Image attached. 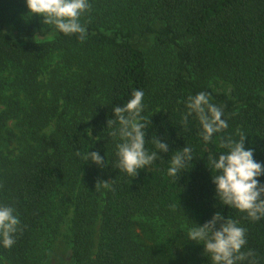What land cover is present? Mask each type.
I'll use <instances>...</instances> for the list:
<instances>
[{
  "label": "trees",
  "instance_id": "trees-1",
  "mask_svg": "<svg viewBox=\"0 0 264 264\" xmlns=\"http://www.w3.org/2000/svg\"><path fill=\"white\" fill-rule=\"evenodd\" d=\"M41 21L25 0H0V203L21 220L0 264H51L65 214L53 213V194L63 185L74 193L68 264H212L187 229L216 211L246 229L243 250L264 264V219L220 206L206 166L241 133L264 163V0H90L83 41ZM136 35L155 43L146 52ZM215 77L233 84L236 99L210 86ZM137 89L150 121L146 146L155 131L170 147L131 176L116 168L107 120ZM201 91L228 122L207 144L198 120L183 119L187 97ZM86 131L103 137L88 150L106 155L107 167L83 161ZM185 145L194 159L175 181L171 151Z\"/></svg>",
  "mask_w": 264,
  "mask_h": 264
},
{
  "label": "clouds",
  "instance_id": "clouds-1",
  "mask_svg": "<svg viewBox=\"0 0 264 264\" xmlns=\"http://www.w3.org/2000/svg\"><path fill=\"white\" fill-rule=\"evenodd\" d=\"M25 2L28 14L42 17L43 25L65 35L76 34L81 41L86 39L87 28L81 23V17L90 10V0ZM143 98L142 90H134L126 103L112 109L114 119L107 120V126L112 128L108 137L118 141L115 145L116 168L131 176H137L139 170L164 158L162 154L169 153L170 147L168 136L161 139L155 131L151 135L152 147L146 146L150 121H146L143 115ZM185 106L184 122L187 123L188 117L192 116L198 120L205 144L228 127L227 120L222 118L223 109L212 103L209 93L201 91L188 96ZM86 133L92 137V131ZM246 135L241 133L239 139L226 138L220 144L223 151L207 155L206 166L211 170V181L215 186L214 200L220 206L246 213L252 221H259L264 219V163L255 159L254 147L245 146ZM101 139V136L92 137V145L83 154V161L105 168L109 165L106 155L102 156L98 149L88 150ZM171 152L174 154L167 174L176 181L183 171L189 169L194 159L193 149L185 145ZM189 221L192 223L187 229V239L202 244L203 254L210 257L212 264H256L255 253L251 249L243 250L247 244L246 229L237 220L216 211L203 224ZM20 226L16 208L0 203V247L10 249L15 245Z\"/></svg>",
  "mask_w": 264,
  "mask_h": 264
},
{
  "label": "rangeland",
  "instance_id": "rangeland-1",
  "mask_svg": "<svg viewBox=\"0 0 264 264\" xmlns=\"http://www.w3.org/2000/svg\"><path fill=\"white\" fill-rule=\"evenodd\" d=\"M10 30L13 34L17 35L18 32L14 27H10ZM134 42L136 45L143 49L144 51L150 50V48L155 43V35H147V36H140L136 35L134 37ZM47 78V75L44 76ZM210 86L215 89L216 91H222L228 93L232 98L236 99L235 96V88L233 84L229 83L228 81L222 78H211L209 80ZM54 127V126H53ZM69 185L60 186L59 189L53 194L56 203H58V207H55L53 213L58 216V214H64V222L61 225L56 247L54 252L52 253L51 264H68L69 256H70V248H69V222L71 220V216L73 215V208L70 207L72 198L74 196L73 192L70 189Z\"/></svg>",
  "mask_w": 264,
  "mask_h": 264
}]
</instances>
